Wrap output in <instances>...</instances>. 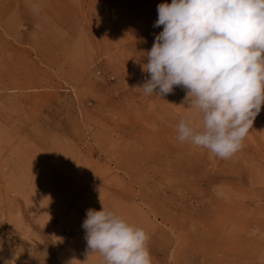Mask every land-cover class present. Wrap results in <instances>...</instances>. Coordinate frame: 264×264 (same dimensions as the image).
Listing matches in <instances>:
<instances>
[{"label":"rangeland","instance_id":"374dc122","mask_svg":"<svg viewBox=\"0 0 264 264\" xmlns=\"http://www.w3.org/2000/svg\"><path fill=\"white\" fill-rule=\"evenodd\" d=\"M161 3L0 0V264H101L82 227L101 199L152 264H264V105L230 158L181 143L186 89L140 88Z\"/></svg>","mask_w":264,"mask_h":264},{"label":"clouds","instance_id":"9594fccd","mask_svg":"<svg viewBox=\"0 0 264 264\" xmlns=\"http://www.w3.org/2000/svg\"><path fill=\"white\" fill-rule=\"evenodd\" d=\"M157 11L155 26L163 30L146 54L142 70L150 79L140 88L160 96L186 89L200 121L181 118L177 139L230 158L264 105V0H171ZM101 204L82 223L88 256L98 252L101 264H152L148 232Z\"/></svg>","mask_w":264,"mask_h":264},{"label":"bare ground","instance_id":"6f19581e","mask_svg":"<svg viewBox=\"0 0 264 264\" xmlns=\"http://www.w3.org/2000/svg\"><path fill=\"white\" fill-rule=\"evenodd\" d=\"M148 159H152V161L153 162H155V161H160L158 164H160L161 165V168L163 167V166H165L166 164L163 162V159H162V157L160 156V155H151V156H148L147 157ZM155 163H157V162H155ZM219 203H214V204H211V203H207V205L205 206H203V208L202 209H200L199 210V213L201 214V215H203V216H207V215H210L212 212H217L218 211V209H219ZM203 210V211H202ZM202 211V212H201ZM186 223V222H185ZM186 225H187V223H186ZM11 228V227H10ZM182 240V239H181Z\"/></svg>","mask_w":264,"mask_h":264}]
</instances>
